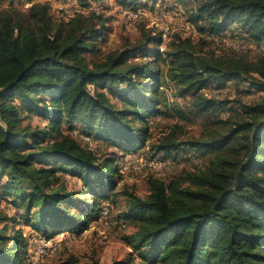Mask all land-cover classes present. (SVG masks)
I'll use <instances>...</instances> for the list:
<instances>
[{
	"label": "trees",
	"instance_id": "16d2710c",
	"mask_svg": "<svg viewBox=\"0 0 264 264\" xmlns=\"http://www.w3.org/2000/svg\"><path fill=\"white\" fill-rule=\"evenodd\" d=\"M28 1L25 10L0 8V202L22 210L35 233L27 239L9 228L12 217L0 215V264H26V240L32 249L38 233L47 240L85 230L93 212L107 217L100 203L123 175L121 156L145 147L146 120L167 106L159 91L165 78L205 116L223 106L203 93L212 83L244 82L264 92V54L220 57L176 36L154 59L129 61L162 42L144 30L138 41L90 62L86 55L96 53L108 18L75 15L54 22L47 2ZM74 1L82 8L102 0ZM190 1L187 18L200 34L214 37L237 22L245 39L264 45V0ZM121 5L137 11L135 0ZM113 91L123 95L120 107L108 95ZM240 106L241 117L214 120L217 129L206 137L181 140L171 128L150 147L163 160L183 147L211 156L207 165L167 182L148 176L144 198L122 189V221L134 224L131 252L127 261L111 264L135 258L145 264H264V98ZM28 112L48 116L49 123L31 127L24 123ZM64 122L68 134L61 131ZM77 127L83 135L71 134ZM85 136L107 141L123 155L96 154L82 146ZM59 172L77 178L96 202L85 205Z\"/></svg>",
	"mask_w": 264,
	"mask_h": 264
},
{
	"label": "rangeland",
	"instance_id": "374dc122",
	"mask_svg": "<svg viewBox=\"0 0 264 264\" xmlns=\"http://www.w3.org/2000/svg\"><path fill=\"white\" fill-rule=\"evenodd\" d=\"M34 1L49 4L54 22L68 21L75 15L88 17L95 14L102 19L108 18L105 26L106 34L96 41V53L86 55L90 62L101 61L106 54L122 48L126 42L138 41L144 30L150 31L153 35H160L162 42L159 46L150 44L148 55L145 57L139 55L136 58L131 57L129 61L145 63V61L154 59L156 52H165L168 44L176 36L183 39L188 38L196 44L203 43L205 52H212L220 57L244 55L252 60L264 54V45L257 47L249 39H245V34L238 27L237 22L230 23L220 35L214 37L209 36L206 32L200 34L187 18L193 6V1L190 0L184 2L178 0H135L136 12L128 9L129 7L122 6L123 0L90 1L82 8L74 0ZM29 6L28 0H0V8L3 9L14 8L21 11ZM167 59L166 56L165 60ZM156 65L160 70L165 71V62L158 61ZM159 91L165 94L167 106L161 110L163 115L153 116L146 120L150 137L146 140L145 147L139 151L123 155L107 141L98 138L95 140L91 138L88 141L87 136L84 137L86 143L82 146L92 149L96 154L106 155L112 152L123 155L118 162V167H120V172L123 175L114 178L116 186L113 190L106 191L108 198L100 203V205L107 207V217H102L97 212H93L85 230L75 233L67 231L50 237L49 241L52 248L50 245L47 254L40 257L35 255L33 242L32 249H29L27 247L28 240H26V264H111L115 261H127L128 254L131 252L128 238L134 230V224L130 221H122L121 213L126 209V195L123 194L122 189L133 191L144 198L148 194L146 185L148 176L153 175L167 182L182 171L190 170L191 167L207 165L211 156L210 153L194 152L183 147L171 157L163 160V155L156 156L150 147L171 128L181 140L206 137L211 129H217L212 124L214 120H226L228 117L237 119V116L241 117L243 114L241 103L248 104L264 98V92H259L248 83L237 81L212 83L204 89L203 93L209 98L221 102L223 106L218 111H208L205 116L188 107L190 96L188 94L178 95L175 86L167 78L162 81ZM108 95L117 107L121 106L123 95L115 91L108 93ZM14 102L17 103V100ZM23 115H28L24 123L39 129H44L50 120L48 116L34 112L23 113ZM68 129L67 123L64 122L61 131L68 134ZM76 132L78 134H75ZM71 134L80 135L81 131L77 127L71 131ZM77 139L80 138L77 137ZM57 174L62 176L68 189L79 193L80 199L84 201L85 205L95 201L92 195L83 190L84 188L77 178L66 172L65 174L63 172ZM82 206L84 207V205ZM0 215L12 217L7 222L9 228L20 230L27 239L35 233L28 226L24 212L22 210L17 211L15 206L7 202H0ZM37 237L46 238L39 233ZM130 263L145 264L137 258L131 260Z\"/></svg>",
	"mask_w": 264,
	"mask_h": 264
},
{
	"label": "built area",
	"instance_id": "2783aa9c",
	"mask_svg": "<svg viewBox=\"0 0 264 264\" xmlns=\"http://www.w3.org/2000/svg\"><path fill=\"white\" fill-rule=\"evenodd\" d=\"M140 12V11H139ZM86 137V136H85ZM88 138V137H87ZM85 140V138H83ZM103 214H106V211L103 212ZM50 239H41L40 237H35L33 242V250L35 252V255L40 257L47 253L50 244Z\"/></svg>",
	"mask_w": 264,
	"mask_h": 264
}]
</instances>
